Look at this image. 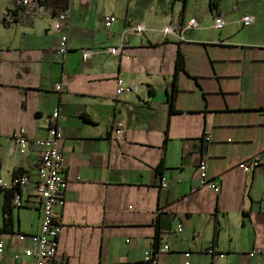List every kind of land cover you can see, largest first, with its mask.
Returning <instances> with one entry per match:
<instances>
[{
  "label": "crops",
  "instance_id": "crops-1",
  "mask_svg": "<svg viewBox=\"0 0 264 264\" xmlns=\"http://www.w3.org/2000/svg\"><path fill=\"white\" fill-rule=\"evenodd\" d=\"M233 9L222 0H70L66 29H53L52 11L0 25V181L29 177L10 210L0 187V264L34 262L15 255L40 232L34 141L48 136L56 109L68 190L56 209L55 264H185L187 252L191 264H264L250 256L264 249V172L238 168L264 150V18ZM107 16L119 21L108 28ZM247 18L254 23L241 28ZM137 24L147 30H129ZM121 45V55L83 56ZM119 80L132 91L119 95ZM202 162L219 193L200 187ZM154 247L156 263H147Z\"/></svg>",
  "mask_w": 264,
  "mask_h": 264
},
{
  "label": "built area",
  "instance_id": "built-area-1",
  "mask_svg": "<svg viewBox=\"0 0 264 264\" xmlns=\"http://www.w3.org/2000/svg\"><path fill=\"white\" fill-rule=\"evenodd\" d=\"M45 0H0V25H12L17 19L26 14L32 18L41 17L44 14L51 12L44 5ZM53 29L56 31L66 29L69 26L70 11L69 9L60 12L57 15L52 14ZM119 19L115 16H107L105 23L108 28L117 23ZM254 23L253 18H247L240 24L241 28L250 26ZM218 26H224L223 20L217 21ZM192 27H197L196 23ZM133 32L143 33L147 29L143 24H137L129 28ZM164 32L171 33L173 29L165 28ZM124 39L127 37V31L123 33ZM64 47L61 52L67 50V37L63 38ZM123 52V45L107 49H86L83 51V56L86 59H92L101 53H109L121 55ZM56 91H64L62 85L56 86ZM132 91V87L127 86L122 80L118 81L117 93L122 95ZM60 118V111L56 109L54 113L48 118V136L44 139L34 141L35 146L40 152L39 167L37 170V192L42 204V220L40 232L30 237V246L23 251L22 255H15L16 260L21 258L33 259V264H55L59 255V236L61 234L62 226L56 216V209L63 207L66 203V195L68 190V180L65 174L64 155H63V140L65 138L64 130L58 125ZM117 138L124 136V124L118 122L115 128ZM15 140L18 145V151L24 155L29 149V138L26 136V130L21 128L15 134ZM238 168L245 173H260L264 172V150L253 155L249 159L243 161L238 165ZM200 172V187H206L210 190L219 193L221 188L218 184L209 178L207 164L202 162L199 165ZM29 182L28 176H21L15 179L10 184L0 181V187L11 189L14 186L25 187ZM164 187L168 184L164 183ZM15 204L21 205V197L16 195ZM182 232V227L179 228ZM20 242H26V235H19ZM6 247V242L0 235V253H3ZM166 248L164 251H167ZM257 254L264 255V249H258L250 253L251 257ZM156 249L148 251L145 254V261L147 263H156ZM186 259L185 264H191V253L187 252L184 255Z\"/></svg>",
  "mask_w": 264,
  "mask_h": 264
},
{
  "label": "trees",
  "instance_id": "trees-1",
  "mask_svg": "<svg viewBox=\"0 0 264 264\" xmlns=\"http://www.w3.org/2000/svg\"><path fill=\"white\" fill-rule=\"evenodd\" d=\"M43 5L50 11L53 12V14L57 15L62 11H65L69 9L70 5V0H45L43 1ZM212 6L216 7L217 4L215 2L212 3ZM185 70V58L184 56L180 53L177 58L176 62V74L174 77V83H173V88H172V93L170 94L169 97V107H170V114H176L178 111L176 109V101H177V96L179 93V89L177 86V75ZM162 166H160V169ZM6 204L8 210L12 208L13 202L16 198V195L20 191L19 186H14L11 189H6ZM156 249V247H154Z\"/></svg>",
  "mask_w": 264,
  "mask_h": 264
},
{
  "label": "rangeland",
  "instance_id": "rangeland-1",
  "mask_svg": "<svg viewBox=\"0 0 264 264\" xmlns=\"http://www.w3.org/2000/svg\"><path fill=\"white\" fill-rule=\"evenodd\" d=\"M221 1V0H220ZM224 7L229 13H233V8L236 6L244 14H259L264 18V0H222ZM241 31V30H240ZM259 31V30H258ZM264 33V30H261Z\"/></svg>",
  "mask_w": 264,
  "mask_h": 264
}]
</instances>
